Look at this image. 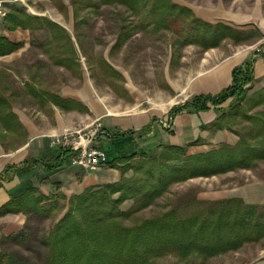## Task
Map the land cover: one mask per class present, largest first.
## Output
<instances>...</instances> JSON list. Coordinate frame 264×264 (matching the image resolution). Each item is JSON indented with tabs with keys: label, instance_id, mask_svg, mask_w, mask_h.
I'll use <instances>...</instances> for the list:
<instances>
[{
	"label": "trees",
	"instance_id": "trees-1",
	"mask_svg": "<svg viewBox=\"0 0 264 264\" xmlns=\"http://www.w3.org/2000/svg\"><path fill=\"white\" fill-rule=\"evenodd\" d=\"M98 3L123 5L153 30L165 29L180 36L185 35L180 41L182 45L197 44L208 49L217 47L227 38L234 43L248 39L243 32L231 26L211 24L197 18L192 10L172 0H98ZM3 20L9 31L17 28L32 31L47 26L56 41L60 38L56 31L65 33L56 23L44 17L28 15L16 7L11 8ZM67 38L71 41L68 35ZM19 46L20 43L14 44L0 38V56L12 53ZM74 58L73 55L64 56L59 62H74ZM231 75L230 86L215 95H195L183 108L200 112L214 107L217 117L216 123L211 126L218 128H221L222 122L228 123L239 116V105L254 79L252 61L235 67ZM27 89L32 100L30 104L34 101L40 106L50 103L63 111L81 109L88 112L77 101L64 99L56 93L38 91L33 86ZM10 95L3 96L0 91L2 146L6 133L11 134L15 141L16 138L12 136L17 137V131L23 129L12 110ZM252 96L249 101L251 106L262 109L251 116L243 113V118L250 124L243 134L235 133L227 124L226 129L238 137L234 145L221 144L206 153L193 156H185L182 147H167L158 160L143 158L135 165L125 164L122 167H117V163H127L136 155L109 160L106 150L99 146L106 153L107 165L119 169L123 175L132 170L133 175L129 178L122 176L117 183L86 188L79 195L68 199L67 211L43 238L46 247L45 264H152L168 255L184 261L195 255L207 259L237 251L246 244L264 239V205L246 204L240 198L213 202L190 201L149 218L135 219L129 225L125 223L132 214L151 205L172 181L208 177L237 169H253L255 164L263 161L264 88ZM228 99H232L228 107H219ZM181 108H176L171 114ZM148 129L146 127L143 131ZM175 153L184 159L173 155ZM166 159L178 160L184 166L166 165ZM15 171V166L5 167L0 174V186L1 181L9 180ZM58 196L66 199L64 195ZM52 199L34 188H28L11 197L0 214L29 210L49 216L56 204L51 202L48 210L43 209V206ZM126 201L132 203L124 210L122 206ZM21 233L23 230L5 238ZM0 264L27 263L12 253L0 250Z\"/></svg>",
	"mask_w": 264,
	"mask_h": 264
},
{
	"label": "rangeland",
	"instance_id": "rangeland-1",
	"mask_svg": "<svg viewBox=\"0 0 264 264\" xmlns=\"http://www.w3.org/2000/svg\"><path fill=\"white\" fill-rule=\"evenodd\" d=\"M172 1L192 10L197 18L211 24L231 26L243 32L248 39L234 43L227 38L217 47L203 49L197 44L182 45L180 41L185 35L180 36L165 29L153 30L120 4L102 5L98 0H16L6 4L7 10L16 7L28 15L44 17L59 25L65 33L56 31L60 37L56 41L47 26L32 31L23 30L21 35L24 38L16 49L19 54L0 57L1 94L15 95H10L13 108L19 102L31 99L28 86L38 91L75 94L84 84H89L115 111L127 110L139 104L140 107L161 111L170 106L171 113L191 100H185L181 105L184 94H180V90L195 73L209 66L211 58L219 59L237 46L254 50L263 38L253 23L247 24L244 20H249L251 16L256 19L259 13H264V0ZM234 19H238L235 21L239 24L235 25ZM68 55L75 57L74 62H59ZM263 88L264 84L253 93L261 92ZM250 95L252 93L246 92L240 103L239 116L222 126L226 128L228 124L235 133L247 131L250 124L243 118V113L251 116L262 109L251 106L249 101L253 96ZM184 153L185 156L197 155L189 151ZM173 155L184 159L179 153ZM157 156L153 158L158 160ZM142 159V156L136 157L123 164L135 165ZM165 164L184 166L172 159H166ZM256 181H264V160L255 164L253 169L172 181L151 205L132 214L125 223L129 225L135 219L149 218L190 201L227 200ZM131 203L126 201L122 209H128ZM55 204L57 206L51 216L31 215L23 233L2 238L0 250L14 254L27 264H45L43 238L61 218L56 215L61 213L62 208L58 202ZM263 255L264 239L207 259L195 255L184 261L168 255L152 264H249Z\"/></svg>",
	"mask_w": 264,
	"mask_h": 264
},
{
	"label": "crops",
	"instance_id": "crops-1",
	"mask_svg": "<svg viewBox=\"0 0 264 264\" xmlns=\"http://www.w3.org/2000/svg\"><path fill=\"white\" fill-rule=\"evenodd\" d=\"M5 10H7L6 4ZM3 19L4 17H0V38H5L14 44L21 43L24 38L21 33L24 31L20 28L9 31ZM244 21L247 24L253 23L264 38L263 12L259 13L256 19L251 16L249 20ZM235 22V25L239 24ZM16 54H19V50L0 57ZM216 58L213 60L211 58L209 66L195 73L183 90H180V94H184L181 105L195 95H215L230 86L232 70L249 61H252L254 79L247 94L253 95V92L263 86L264 57H253V49L237 46L221 58ZM57 94L64 99L77 101L88 112L81 109L63 111L50 103L40 106L34 100L30 104L31 99L13 106L12 110L23 129L17 131V137L12 136L16 138L15 141L11 138V134L6 133L4 146L0 143V174L7 166L16 167V171L9 180L1 181L0 210L11 197L19 195L28 188H34L42 195L54 197V200L45 204L43 209L48 210L51 201L58 202L62 211L56 216L62 217L68 209L70 197L79 195L89 187L117 183L122 176L131 177L132 170H128L123 175L119 169L109 165L96 172H87L71 165L63 151L49 147L52 135L64 129L86 126L96 119H100L104 129L113 135L111 139L101 138L98 141V145L106 150L109 160L132 154L136 157L151 159L165 153L167 147H182L190 154L206 153L218 145H234L238 141L234 133L222 126L224 122L221 128L211 126L216 123L217 117L214 107L207 111L192 112L182 106L170 117V106L161 111L136 104L130 109L115 111L103 97L101 98L91 89L89 84H84L75 94L67 92ZM231 100L228 99L219 107L226 108L225 106H228ZM168 119L170 128L165 129L161 122ZM146 127L149 129L143 131ZM188 144L192 145L187 146ZM117 165L121 167L125 164L117 163ZM58 195H64L66 199H61ZM232 196L241 198L247 204H264V181L252 182L247 188L241 189ZM59 202L62 204L60 205ZM31 215L41 214L29 210L0 214V240L23 230ZM249 264H264V255Z\"/></svg>",
	"mask_w": 264,
	"mask_h": 264
},
{
	"label": "built area",
	"instance_id": "built-area-1",
	"mask_svg": "<svg viewBox=\"0 0 264 264\" xmlns=\"http://www.w3.org/2000/svg\"><path fill=\"white\" fill-rule=\"evenodd\" d=\"M16 0H0V17L6 15L5 4ZM253 57H264V38L255 46ZM165 129L170 128V120L161 122ZM112 133L105 130L100 119L86 126L64 129L52 135L49 140L51 149L63 151L70 160L71 165L87 172H96L107 165L105 151L99 147L101 138H110Z\"/></svg>",
	"mask_w": 264,
	"mask_h": 264
}]
</instances>
